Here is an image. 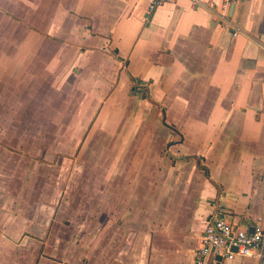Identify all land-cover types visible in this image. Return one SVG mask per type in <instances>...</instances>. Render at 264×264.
Masks as SVG:
<instances>
[{"label": "crops", "instance_id": "obj_1", "mask_svg": "<svg viewBox=\"0 0 264 264\" xmlns=\"http://www.w3.org/2000/svg\"><path fill=\"white\" fill-rule=\"evenodd\" d=\"M47 4L61 15L48 16L49 39L69 58L55 75L75 103L64 126L84 127L60 158L98 161L93 200L61 196L85 165L58 168L43 206V187L31 207L30 185L0 199V264H199L211 216L249 230L264 220V0ZM82 207L94 231L77 237ZM201 264H264V250Z\"/></svg>", "mask_w": 264, "mask_h": 264}, {"label": "rangeland", "instance_id": "obj_2", "mask_svg": "<svg viewBox=\"0 0 264 264\" xmlns=\"http://www.w3.org/2000/svg\"><path fill=\"white\" fill-rule=\"evenodd\" d=\"M49 1L0 0V188L8 190L0 195V199H11L23 185H30L28 199L31 207L43 187V198L39 203L43 206L57 180L58 183L62 180L58 168L85 165L88 174L83 176L77 171L71 174L61 195L78 208L93 200L94 170L98 161L89 157L62 163L60 158L63 154L75 152L76 138L70 136L80 134L84 127L64 126L72 114L68 106L75 103L70 101V96L62 97L63 77L55 78L61 66L68 65L69 58L67 55L62 57L61 46L52 42L49 38L53 36L46 31L48 16L50 21L55 17V24L61 21L60 14H45L54 10L48 6ZM50 33L59 34L53 30ZM54 51L61 55L55 61L52 59ZM65 86L69 85L66 83ZM63 103L67 104L65 111L62 110ZM92 105L91 108L95 103ZM88 115L85 112L82 118L87 121ZM63 133L64 141L59 142ZM83 181L87 192L82 187ZM76 208L72 205L70 210ZM87 208L82 207L81 213L74 214L77 237L83 231H91V235L94 231H87L93 223V212H88ZM38 217V220H46L41 215Z\"/></svg>", "mask_w": 264, "mask_h": 264}, {"label": "built area", "instance_id": "obj_3", "mask_svg": "<svg viewBox=\"0 0 264 264\" xmlns=\"http://www.w3.org/2000/svg\"><path fill=\"white\" fill-rule=\"evenodd\" d=\"M169 0H149V10L153 11ZM197 1V0H193ZM238 0H223L229 7ZM236 247V250L234 249ZM264 250V220L257 219L252 230L236 228L221 216H211L205 226L200 246L196 249V259L201 264L210 255L233 258L237 255L260 256Z\"/></svg>", "mask_w": 264, "mask_h": 264}, {"label": "water", "instance_id": "obj_4", "mask_svg": "<svg viewBox=\"0 0 264 264\" xmlns=\"http://www.w3.org/2000/svg\"><path fill=\"white\" fill-rule=\"evenodd\" d=\"M234 249L236 250V247H234Z\"/></svg>", "mask_w": 264, "mask_h": 264}]
</instances>
